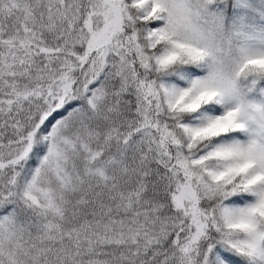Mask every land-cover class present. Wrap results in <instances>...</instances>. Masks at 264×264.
<instances>
[{"label": "snow or ice", "instance_id": "obj_1", "mask_svg": "<svg viewBox=\"0 0 264 264\" xmlns=\"http://www.w3.org/2000/svg\"><path fill=\"white\" fill-rule=\"evenodd\" d=\"M0 264H264V0H0Z\"/></svg>", "mask_w": 264, "mask_h": 264}]
</instances>
